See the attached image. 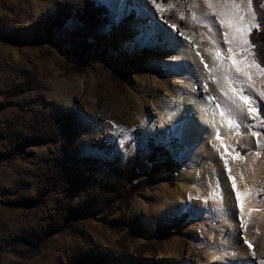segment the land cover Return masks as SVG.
Wrapping results in <instances>:
<instances>
[{"label": "rangeland", "instance_id": "rangeland-1", "mask_svg": "<svg viewBox=\"0 0 264 264\" xmlns=\"http://www.w3.org/2000/svg\"><path fill=\"white\" fill-rule=\"evenodd\" d=\"M34 1L39 4L43 0H0V25H9L0 30V150L9 144L13 134L27 132L36 112H69L80 127L72 137L74 157L104 161L118 158L124 162L133 151H145L147 141L152 140L166 146L175 165L168 171L159 168L158 173L150 174L152 184L136 192L126 209L120 210L116 204L114 214L106 219V223L116 231L96 219H84L76 224L80 236L65 225L60 232L38 242L30 234L47 223L57 202L75 204L77 196L58 189L50 192L38 206L26 207L15 202L19 198L35 196L44 185L48 168L46 159L65 146L66 138H59L56 144L27 145L14 156L0 158V264H68V254L76 250L103 258V264H216L218 257L223 259V264H229L223 258L225 255L218 240L219 236L226 239L227 229L215 220L203 221L198 214L173 213L157 197L161 185L173 189L183 170L192 171L197 154H191L195 146L178 149L176 137L165 142L158 139L162 110L156 101L164 98V82L172 71L164 70L155 61L152 46L143 44L142 37L134 36L137 10L130 7L125 9L123 16H119L112 0H98L104 4L100 6L112 15V27L104 30L110 44L99 50V53L105 52L106 57L83 56V65L80 66L66 53L67 48L38 44L31 33V26L54 4L51 8L43 7L39 15L33 16ZM62 1L79 0H57L55 4ZM171 2L165 12L182 32L194 35L212 32L215 35L211 42L213 46L230 48L234 55L241 57V73L237 77L230 74L229 83L236 85L243 96L255 103L253 109L257 114L253 120L237 125L234 132L233 149L244 156L251 151L241 141L248 136L247 129L264 139V100L257 101L252 84H245V75L250 73L246 66H255L262 70L264 76V70L255 62L254 49L246 43L249 33L258 27L252 0H238L236 5L218 0L207 3L205 0ZM263 7L264 1L259 6L262 18ZM127 16L131 19L123 25L125 30L116 31ZM221 20H224L223 24ZM68 21L73 22L74 29L78 26L72 17ZM253 24L256 27H251ZM64 27L55 29L51 38L68 41L74 29L71 31V26ZM238 31L244 38L241 49L235 44L234 34ZM5 36H14L17 40L10 42ZM112 47L136 56V61L129 64V60L116 59ZM153 77L160 82L157 90L149 83ZM19 85H27L28 90L8 97L2 95ZM136 130L140 132L137 136L133 133ZM255 148L256 155L264 154L263 142ZM83 173L82 167H76L69 179ZM143 179L137 177L131 184H140ZM195 188L201 190L198 186ZM137 202H141L146 211L138 213ZM174 216L185 217L174 234L154 238L150 243L133 236L135 233L132 232L137 227L151 231ZM263 231L257 228L254 236H260Z\"/></svg>", "mask_w": 264, "mask_h": 264}, {"label": "bare ground", "instance_id": "bare-ground-1", "mask_svg": "<svg viewBox=\"0 0 264 264\" xmlns=\"http://www.w3.org/2000/svg\"><path fill=\"white\" fill-rule=\"evenodd\" d=\"M112 2L119 16L130 7L137 10L134 36L142 37L143 44L152 46L155 61L164 70L172 71L164 82V98L156 101L162 110L158 139L165 142L176 137L175 126L178 125L183 134L177 148L196 147L191 153L197 154L192 171L183 170L173 189L161 185V190L156 193L158 199L173 213L198 214L203 221L215 220L227 229L226 239L219 236L218 240L225 255L223 258L229 264H264V231L260 236H254V230L264 229V154L254 152L256 145L264 143V139L259 134L253 136L247 129L248 136L241 141L251 151L241 156L233 149L237 125L257 117L253 109L255 103L242 100L245 96L236 85L229 83L230 74L237 77L241 73V57L229 51L230 48L213 46L211 42L215 35L212 32L199 35L182 32L165 12L172 4L171 0ZM160 32L174 36V49L161 50L151 44V38ZM234 35L235 44L241 49L243 35L239 31ZM245 69L250 70L245 75V84H252L257 101L264 100L262 70L253 65ZM149 83L155 90L160 84L154 77ZM250 108L253 109L251 114ZM195 186L201 190L197 191ZM135 205L138 213L146 211L141 202ZM216 261V264H223L220 257Z\"/></svg>", "mask_w": 264, "mask_h": 264}, {"label": "trees", "instance_id": "trees-1", "mask_svg": "<svg viewBox=\"0 0 264 264\" xmlns=\"http://www.w3.org/2000/svg\"><path fill=\"white\" fill-rule=\"evenodd\" d=\"M263 1L252 0L258 27L249 33L248 42L254 45L252 48L254 49L255 62L264 70V17H261L262 11L259 8ZM71 17L78 26L68 41L53 40L51 38L52 32L55 29H62ZM130 17L127 16L122 20L116 31L125 30L123 25H126L127 21L131 19ZM112 24L110 12L91 0L62 1L56 4L52 12L34 20L31 33L36 37L38 44L47 47L55 46L59 49L67 48L66 53L75 59L76 64L82 66L81 58L83 56L106 57V53H99V50L110 44L104 30L111 28ZM8 26V24L3 23L0 25V30ZM7 37L6 39L10 42L17 40L14 36ZM112 51L116 54V59L129 60V64L137 59L136 56H129L126 51H120L116 47H112ZM26 90H28L27 85H19L2 95L8 97ZM79 128L76 120L69 112L42 113L39 111L33 115L27 132L13 134L9 144L4 145L3 150H0V158H8L22 151L27 145L56 144L59 138H66L65 146L60 147L57 153L53 154L52 152L46 159L48 168L45 172L44 185L38 189L35 196L19 198L15 202L16 205H25L26 207L38 206L50 192L58 189L68 195L77 196L78 201L75 204L67 201L57 202L53 215L49 214L48 216L47 223L30 234L38 242L43 241L47 236L60 232L65 225L70 226L74 233L80 236L76 224L79 220L84 219H96L97 222L104 224L112 231H116L106 223V219L114 214L116 204H119L120 210L126 209L129 200L136 192L152 184L153 179L149 176L150 174L158 173L159 168L168 171L175 165V161L169 158L166 146L156 144L152 140L147 141L145 151H133L124 162L118 158H113L111 161L89 157L76 158L72 155V137L78 133ZM133 133L137 136L140 132L136 130ZM169 145L171 146V144ZM76 167H82L84 173L69 179L70 173ZM137 177L144 179L140 184L132 185L131 182ZM123 215H125L124 212ZM184 218V216H174L165 224L158 225L151 231L137 227L132 233H135L133 236L150 243V240H154V238L161 239L176 233L184 223ZM67 263L103 264V258L76 250L68 254ZM148 264L164 263L150 262Z\"/></svg>", "mask_w": 264, "mask_h": 264}, {"label": "snow or ice", "instance_id": "snow-or-ice-1", "mask_svg": "<svg viewBox=\"0 0 264 264\" xmlns=\"http://www.w3.org/2000/svg\"><path fill=\"white\" fill-rule=\"evenodd\" d=\"M205 2H209V0H205ZM218 2H223V3H228V4H233V5H236L238 3V0H218ZM237 11H239V9H237ZM222 24L224 23V20H221L220 21ZM251 27H256L255 24H253ZM175 31V28L173 26V32ZM246 43L249 44L250 47H254V45H251L250 42H247ZM151 44L155 47H158L160 48L161 50H168V49H174V47L176 46V42L174 40V36L173 35H170L169 33L167 32H160L159 34H157L155 37H152L151 38ZM229 51H231V49H229ZM203 62V61H201ZM242 100L246 101L248 100L247 97H241ZM252 108L249 109V112L251 114L252 112ZM175 133H176V138L179 139L183 132H182V129L177 125L175 126ZM253 136L257 135V133L253 132L252 133ZM223 158V157H221ZM227 170V168L225 169ZM231 176H229V180H231ZM233 191H235V186L233 185ZM237 201H239V194H237ZM237 207H239V203H237ZM248 242L245 241V244H247ZM249 249H251V245L249 244Z\"/></svg>", "mask_w": 264, "mask_h": 264}, {"label": "crops", "instance_id": "crops-1", "mask_svg": "<svg viewBox=\"0 0 264 264\" xmlns=\"http://www.w3.org/2000/svg\"><path fill=\"white\" fill-rule=\"evenodd\" d=\"M37 1V0H36ZM56 1L57 0H43V1H40V3L38 4L37 2H35L34 3V5H33V13H34V15L33 16H37V15H39L40 13V10L43 8V7H45V6H47L48 8L50 7L51 8V5L52 4H54L53 5V7L51 8V9H49L47 12L48 13H50L52 10H53V8H54V6L56 5L55 3H56ZM91 1H93V2H95L96 4H99V5H104L102 2H99L98 0H91ZM103 1H105L106 2V0H103ZM104 7V6H103ZM48 13H46V14H48ZM46 14H44V15H46ZM70 27L71 26V31H72V29H74V24H73V22L72 21H68L67 22V24H66V27ZM65 28V27H64ZM63 28V29H64ZM69 29V28H68Z\"/></svg>", "mask_w": 264, "mask_h": 264}]
</instances>
